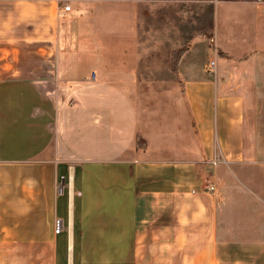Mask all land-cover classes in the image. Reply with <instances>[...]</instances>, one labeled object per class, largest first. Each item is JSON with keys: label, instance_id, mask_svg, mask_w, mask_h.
Masks as SVG:
<instances>
[{"label": "crops", "instance_id": "0c3cea01", "mask_svg": "<svg viewBox=\"0 0 264 264\" xmlns=\"http://www.w3.org/2000/svg\"><path fill=\"white\" fill-rule=\"evenodd\" d=\"M63 2L0 0V264H136L138 169L199 158L230 171L208 175L213 195L197 187L217 223L216 264H264V172L250 179L240 166L250 152L239 88L215 68L188 73L179 88L112 34L118 23L100 26L96 0H75L88 8L76 27ZM222 3L251 15L231 24L229 43L218 41ZM262 34L264 1H216L212 40L228 58L222 43L238 45L239 57L260 52ZM178 101L191 118L184 142Z\"/></svg>", "mask_w": 264, "mask_h": 264}, {"label": "rangeland", "instance_id": "374dc122", "mask_svg": "<svg viewBox=\"0 0 264 264\" xmlns=\"http://www.w3.org/2000/svg\"><path fill=\"white\" fill-rule=\"evenodd\" d=\"M216 1L219 0H96L94 13L102 27L110 23L116 30L118 23L117 31L112 34L130 42L133 48H128L132 53L150 57L151 66L157 67L156 73L167 68L179 88L183 87L188 73L195 72L200 76L213 75L216 70L225 71L227 77L219 81L228 82L230 88H239L248 116L244 150L250 153L240 166L250 169L247 177L258 178L253 174L264 172V45L258 47L260 52H248L238 57L241 53L238 45L222 43L230 51L231 58L220 52L212 40V11ZM63 4L72 9L68 19L70 27H76L77 12L88 15V8L83 5L78 8L80 4L75 0H65ZM239 6L219 5L218 41L229 43L228 37L233 33L230 26L236 19L243 18L244 13L247 14L243 19H251L250 13ZM178 52L182 55L175 73L171 68V57ZM211 60L215 62V69L209 74ZM176 103L180 121L178 136L184 142L188 139L185 131L190 127L191 118L183 101ZM137 143L142 146V142ZM215 159V166L199 158L192 161H202L196 164L179 160L138 169L136 264L219 263L220 255L213 256L211 251L210 238L217 223L212 222L210 197L197 190L200 183L209 181L208 175L214 176L220 168L226 172V165L224 168L218 166L223 160ZM239 179L237 181L244 182L243 178ZM220 181L222 179H217L218 184ZM192 189H196L195 194Z\"/></svg>", "mask_w": 264, "mask_h": 264}, {"label": "built area", "instance_id": "2783aa9c", "mask_svg": "<svg viewBox=\"0 0 264 264\" xmlns=\"http://www.w3.org/2000/svg\"><path fill=\"white\" fill-rule=\"evenodd\" d=\"M69 7H64V10L65 11H69ZM215 67V62L214 61H211L209 62V67L208 69L210 71H212ZM91 77L94 78V73L91 74ZM216 159L212 160V164L215 165L216 164ZM60 190V188H59ZM192 193H196L195 190H192L191 191ZM201 192L203 194H206V195H213L215 192H216V187H215V184L211 181H208L204 184H202V187H201ZM62 230V222L60 219H55L54 220V233L55 234H58L60 231Z\"/></svg>", "mask_w": 264, "mask_h": 264}, {"label": "trees", "instance_id": "16d2710c", "mask_svg": "<svg viewBox=\"0 0 264 264\" xmlns=\"http://www.w3.org/2000/svg\"><path fill=\"white\" fill-rule=\"evenodd\" d=\"M219 1H227V2H237V1H258V0H219ZM261 1H264V0H261ZM181 52H178V53H173L172 54V57L171 59H173V62H172V71L176 73V69H177V64H178V61H179V58L181 57L182 54H180ZM171 63V62H170Z\"/></svg>", "mask_w": 264, "mask_h": 264}]
</instances>
